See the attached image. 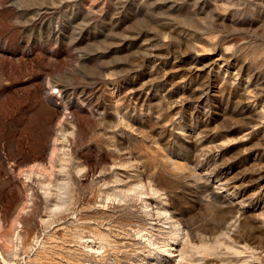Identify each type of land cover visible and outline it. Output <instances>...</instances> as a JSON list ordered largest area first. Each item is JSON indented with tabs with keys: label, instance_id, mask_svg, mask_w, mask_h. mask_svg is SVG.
Returning <instances> with one entry per match:
<instances>
[{
	"label": "rangeland",
	"instance_id": "1",
	"mask_svg": "<svg viewBox=\"0 0 264 264\" xmlns=\"http://www.w3.org/2000/svg\"><path fill=\"white\" fill-rule=\"evenodd\" d=\"M144 259L264 264V0H0V264Z\"/></svg>",
	"mask_w": 264,
	"mask_h": 264
},
{
	"label": "bare ground",
	"instance_id": "2",
	"mask_svg": "<svg viewBox=\"0 0 264 264\" xmlns=\"http://www.w3.org/2000/svg\"><path fill=\"white\" fill-rule=\"evenodd\" d=\"M149 241V240H148ZM175 243V242H174ZM171 248H173V247H171ZM90 250V249H89ZM91 251H94L95 253L96 252H100V250L99 249H95V248H93V247H91ZM146 259H144V261L142 262V264H149V263H147V261H145Z\"/></svg>",
	"mask_w": 264,
	"mask_h": 264
}]
</instances>
